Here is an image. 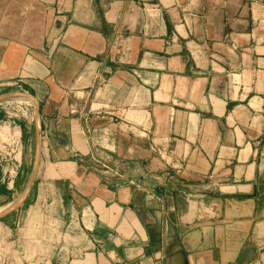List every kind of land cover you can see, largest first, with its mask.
<instances>
[{"label":"crops","instance_id":"1","mask_svg":"<svg viewBox=\"0 0 264 264\" xmlns=\"http://www.w3.org/2000/svg\"><path fill=\"white\" fill-rule=\"evenodd\" d=\"M14 98L0 264H264V0H0Z\"/></svg>","mask_w":264,"mask_h":264},{"label":"built area","instance_id":"2","mask_svg":"<svg viewBox=\"0 0 264 264\" xmlns=\"http://www.w3.org/2000/svg\"><path fill=\"white\" fill-rule=\"evenodd\" d=\"M0 107L6 112L7 117L13 120L22 119L30 121L35 113V103L26 98H14L0 102ZM14 124L0 123V164H12L18 153L22 140L18 129ZM18 165L13 164L8 172L9 178H13Z\"/></svg>","mask_w":264,"mask_h":264}]
</instances>
